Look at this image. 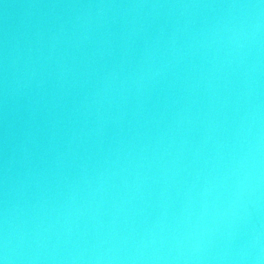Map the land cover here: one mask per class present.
Returning a JSON list of instances; mask_svg holds the SVG:
<instances>
[{"label": "water", "instance_id": "1", "mask_svg": "<svg viewBox=\"0 0 264 264\" xmlns=\"http://www.w3.org/2000/svg\"><path fill=\"white\" fill-rule=\"evenodd\" d=\"M0 264H264V0H0Z\"/></svg>", "mask_w": 264, "mask_h": 264}]
</instances>
